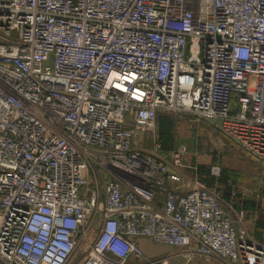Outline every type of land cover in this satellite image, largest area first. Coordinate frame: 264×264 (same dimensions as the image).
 Masks as SVG:
<instances>
[{"label": "built area", "instance_id": "1", "mask_svg": "<svg viewBox=\"0 0 264 264\" xmlns=\"http://www.w3.org/2000/svg\"><path fill=\"white\" fill-rule=\"evenodd\" d=\"M160 113L264 160V0H0V261L264 264L222 193L162 147Z\"/></svg>", "mask_w": 264, "mask_h": 264}, {"label": "rangeland", "instance_id": "2", "mask_svg": "<svg viewBox=\"0 0 264 264\" xmlns=\"http://www.w3.org/2000/svg\"><path fill=\"white\" fill-rule=\"evenodd\" d=\"M252 85L253 80L250 81V86ZM162 114L172 119L171 129L165 143L171 146L170 149L182 151V159L185 164L199 166L198 174L202 177H209L212 171L214 178H219L218 183L221 186L226 187L227 185V188L233 187L246 194L264 191V165L253 164L250 160L252 157L256 160L259 159L252 154L249 159L248 157L251 155L246 154L243 147L223 133L220 125L186 114L160 113L159 115ZM165 126L163 121L160 127L163 130ZM148 142L146 141V143ZM146 146L149 147V145ZM242 162L247 163L246 168H243ZM191 171L194 172L191 168H183V173L187 179L195 177ZM247 171L253 175L248 176ZM257 208H261L260 212L264 214V196L260 198V204ZM261 213L258 215H262ZM140 245L148 254L163 252L167 249L162 247L163 245L150 244L149 241L145 240L140 241ZM182 251L183 248L181 247L169 246L165 256L173 259L177 256L178 259L175 262L178 263L183 260Z\"/></svg>", "mask_w": 264, "mask_h": 264}, {"label": "crops", "instance_id": "3", "mask_svg": "<svg viewBox=\"0 0 264 264\" xmlns=\"http://www.w3.org/2000/svg\"><path fill=\"white\" fill-rule=\"evenodd\" d=\"M162 116H166V115L162 114ZM154 127H155V130L157 131V133H159L160 128H159V123H158V117H157V120L154 124ZM162 145H163V143H162ZM245 153L247 154V152H245ZM243 156H244V154H243ZM248 156H250V155H248ZM251 157L252 156H250L248 158L250 159ZM244 159L245 158H243V160ZM250 160L253 164H256V165L263 164L264 165V160H256L253 157ZM251 162H249V163H251ZM195 166H196V169L194 170V172L191 171L192 174L196 175L199 178V180L204 182L205 184L216 187L222 193V196L234 207L233 210H234L236 216L239 218L240 222L243 223L248 228V230H250L252 232V234L254 235L255 238L264 242V214H262L260 212L261 208H257V206L260 204V198L261 197L263 198V196H264V191L260 190V191H256V192H250L251 194H249V193L246 194V193L242 192L241 190L235 189L233 187L227 188V185H226V187L221 186L218 183L219 178H214L215 176H213L212 171L210 172L211 176L202 177L200 174H198V172L200 171L199 166L197 167L196 164H195ZM242 166H243V168H246L247 163L242 162ZM247 173H249L248 176L253 175V173H250L249 171H247ZM259 213H261L262 215H258ZM142 240L143 241L144 240L149 241L150 244L155 243L156 245H163L162 247L167 248L163 252H154L151 254H148L143 250L146 254L153 256V257H161V258L167 254L165 252L168 250V247H169L168 245L162 244V243H156L148 237H140L139 238V244H140V241H142ZM181 256L183 258V251L181 253ZM176 259H178L177 256L174 257V260H176ZM192 261H194V264H226L221 259H206V260H204L200 256H194ZM0 264H4V263L2 261H0Z\"/></svg>", "mask_w": 264, "mask_h": 264}, {"label": "trees", "instance_id": "4", "mask_svg": "<svg viewBox=\"0 0 264 264\" xmlns=\"http://www.w3.org/2000/svg\"><path fill=\"white\" fill-rule=\"evenodd\" d=\"M164 121V124H166L165 128L162 130L160 125H162ZM171 121L172 119L168 116H160L158 115V123H159V138L161 140V144L163 143L162 147L163 148H166V149H169V147H171L170 145H168L167 143H165V139L166 137L169 135V132H170V129H171Z\"/></svg>", "mask_w": 264, "mask_h": 264}, {"label": "bare ground", "instance_id": "5", "mask_svg": "<svg viewBox=\"0 0 264 264\" xmlns=\"http://www.w3.org/2000/svg\"><path fill=\"white\" fill-rule=\"evenodd\" d=\"M145 253V252H144Z\"/></svg>", "mask_w": 264, "mask_h": 264}]
</instances>
